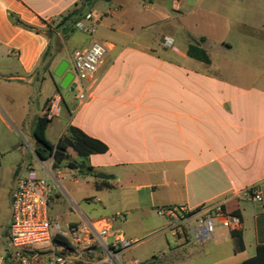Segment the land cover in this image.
Returning a JSON list of instances; mask_svg holds the SVG:
<instances>
[{"label": "crops", "instance_id": "crops-1", "mask_svg": "<svg viewBox=\"0 0 264 264\" xmlns=\"http://www.w3.org/2000/svg\"><path fill=\"white\" fill-rule=\"evenodd\" d=\"M89 6L86 0H0V108L22 124L24 117L13 87L32 86L42 98L41 110L33 118L34 128L53 97L59 96L47 138L57 143L75 126L108 146L106 152L87 158L69 148L68 153L93 172L78 169L79 173L94 181L103 179L97 175H107L109 188L133 189L156 212L167 206L223 204L242 219V229L235 232L241 235L243 248L236 250L233 232L217 224L209 240L215 242L211 263H219L230 243L237 257L234 264L255 257L258 247L264 245V201L238 195L249 187L264 188V40L254 38L242 45L238 77L230 78L226 64L215 65L205 47L206 35L192 38L194 43L186 40L184 49L174 45L173 34L178 29L170 22L176 16L164 15L150 23L134 0H92ZM88 14L99 20L87 19ZM13 18L36 30L15 24ZM80 22L97 24L106 37L87 32L91 34L88 42H83L82 36L75 38ZM156 23L164 37L173 40L172 45L152 42L149 28ZM239 34L260 37L264 31L244 25ZM94 42L106 44L108 51L93 97L80 105L78 95L73 94L77 89L80 92V83L74 76L73 82L63 87V75L56 71L65 61L67 71L73 73V51ZM190 44L203 48L209 62L190 55ZM48 49L50 55L42 61ZM245 69H252L255 79L251 84L246 82ZM0 118L4 120L1 114ZM32 138L35 149L33 134ZM36 157L42 165V159ZM74 181L79 182L77 178ZM59 196L61 192L52 200ZM88 219L83 214L71 223ZM164 221L161 232H170L175 242L160 254L188 248L189 242L182 239L187 234H175L170 221L166 217ZM189 252L188 263L193 262ZM260 263L264 264V253Z\"/></svg>", "mask_w": 264, "mask_h": 264}, {"label": "rangeland", "instance_id": "rangeland-1", "mask_svg": "<svg viewBox=\"0 0 264 264\" xmlns=\"http://www.w3.org/2000/svg\"><path fill=\"white\" fill-rule=\"evenodd\" d=\"M134 2L138 4L142 15L149 17L150 23L164 15L177 17L170 24L178 29L173 36L174 45L179 49L186 47V40L194 43L195 40L192 38L206 35L205 47L208 48L215 65L226 64L230 78L238 77L237 61L243 56L240 53L242 45L251 43L254 38L264 40V35L242 37L239 34L244 25L264 31V0H134ZM159 25L160 23H156L149 28L150 34L154 36L152 42L157 46L164 44L166 38ZM88 27L97 29V32L92 33L94 37H106V32L99 30L97 24H90ZM90 35L78 30L75 38L82 36L85 38L83 42L86 43ZM228 45L232 48L228 49ZM244 72L248 76L246 82L251 84L255 79L252 69H245ZM13 88L15 101L20 105L19 112L24 121L20 125L17 124L0 108V114L4 118V120L0 118V251L7 245L12 211L11 196L18 179L26 175L32 166L39 176L46 177L35 155L32 138L33 118L41 110L42 98L33 91L32 86L15 84ZM73 94L79 95V89ZM27 98L30 102L28 105ZM68 169L70 168L64 166L55 168L53 165V172L61 183L60 199L51 200L49 208L54 221L61 224L79 221L83 214L91 219L112 220L115 229L133 240L132 246L122 255L125 264H131L133 260H137L139 264H187L189 250L193 262L188 264H212L213 257L210 252L215 245L214 240L208 241L205 245L195 243L187 227V236L182 235V239L189 242V250L186 248L160 254L167 251L169 245L173 246L175 239L170 232H161L164 217L145 205V197H138L133 189L120 187L104 188L99 191L95 187L94 178L79 173L76 168ZM75 178L78 179V183L74 181ZM54 181L58 183L55 178ZM236 260L230 243L227 250L220 255L217 264H234Z\"/></svg>", "mask_w": 264, "mask_h": 264}, {"label": "built area", "instance_id": "built-area-1", "mask_svg": "<svg viewBox=\"0 0 264 264\" xmlns=\"http://www.w3.org/2000/svg\"><path fill=\"white\" fill-rule=\"evenodd\" d=\"M87 19L99 17L88 14ZM77 27L84 32H95L80 22ZM173 40L165 38L164 44ZM108 51V46L94 42L88 48L75 49L72 54V68L81 85L78 95L80 105L93 97L99 81V69ZM61 98L53 97L46 111L47 117L55 115ZM53 156L42 160L46 177L38 175L32 167L20 177L11 196L12 211L7 245L0 251V264H125L123 253L133 241L125 238L123 232L114 229L108 218L88 219L78 223L61 224L49 213L52 198L61 192L60 179L53 172ZM54 178L58 183L54 181ZM241 199L264 201V188L249 187L238 195ZM157 213L166 217L175 234L185 233L188 227L195 243L205 244L213 238L216 225L221 224L231 232L242 229V219L229 211L223 204L203 205L189 208L185 205L160 207ZM65 243H60L58 239ZM131 264H139L133 260Z\"/></svg>", "mask_w": 264, "mask_h": 264}, {"label": "trees", "instance_id": "trees-1", "mask_svg": "<svg viewBox=\"0 0 264 264\" xmlns=\"http://www.w3.org/2000/svg\"><path fill=\"white\" fill-rule=\"evenodd\" d=\"M91 1L92 0H86L87 7H90L89 4L91 3ZM13 21L15 24L20 25L26 29L36 30V28L28 25L19 18H13ZM49 52L50 50L48 49L44 53L42 61H45L48 55H50ZM189 54L202 61L209 62V57L206 51L197 44H190ZM49 122L50 119L47 117V113L45 112L43 115L39 116L34 123L33 136L37 142V146L34 149L36 155L42 160H46L49 157L53 156V165L55 168L64 166L70 169H79L82 173L86 172L88 174H92L93 172L91 167H86L84 165V161L78 162L68 153L69 148H72L79 157L87 158L90 154L93 153L106 152L108 150V146L104 142L92 136H89L84 131L75 126L70 127L69 136H62L57 143H52L46 135V130ZM97 176L99 178H103L95 181V187L97 189L111 187L110 183L106 180L107 178H109L107 177V175ZM231 213L235 214V211H232ZM233 235L236 239V250L242 249L243 241L241 235L239 234V232H233ZM58 240L60 243H65L63 239L59 238ZM263 253L264 245H260L258 247L257 255L253 258L245 260L241 264H261L260 259Z\"/></svg>", "mask_w": 264, "mask_h": 264}, {"label": "water", "instance_id": "water-1", "mask_svg": "<svg viewBox=\"0 0 264 264\" xmlns=\"http://www.w3.org/2000/svg\"><path fill=\"white\" fill-rule=\"evenodd\" d=\"M67 69H68V63L63 61L60 67L56 71L57 74L63 75V81L61 83L63 87H67L74 80V74L71 71H67ZM73 86H75V83H73Z\"/></svg>", "mask_w": 264, "mask_h": 264}]
</instances>
